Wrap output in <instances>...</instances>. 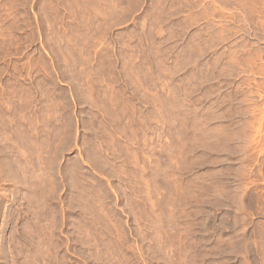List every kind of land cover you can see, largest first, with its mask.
Listing matches in <instances>:
<instances>
[{"label": "rangeland", "instance_id": "obj_1", "mask_svg": "<svg viewBox=\"0 0 264 264\" xmlns=\"http://www.w3.org/2000/svg\"><path fill=\"white\" fill-rule=\"evenodd\" d=\"M0 148V264H264V0H0Z\"/></svg>", "mask_w": 264, "mask_h": 264}, {"label": "bare ground", "instance_id": "obj_2", "mask_svg": "<svg viewBox=\"0 0 264 264\" xmlns=\"http://www.w3.org/2000/svg\"><path fill=\"white\" fill-rule=\"evenodd\" d=\"M6 32H7V31H6ZM6 35H7V34H6ZM9 80H10V79H9ZM8 102H9V101H8ZM1 106H2V104H1ZM5 106H6V105H5ZM12 108H13V107H12ZM6 110H7V109H6ZM6 112H7V111H6ZM3 113H4V112H3ZM8 113H9V112H8ZM1 114H2V113H1ZM9 115H10V114H9ZM12 116H13V115H12ZM12 119H13V118H12ZM6 126H7V125H6ZM1 147H2V145H1ZM16 147H17V146H16ZM16 147H15V148H16ZM28 147H29V145H28ZM9 148H10V147H9ZM17 149H18V148H17ZM0 150H1V148H0ZM0 152H1V151H0ZM4 152H5V151H4ZM4 152H3V153H4ZM3 155H4V154H3ZM8 164H10V163H8ZM11 164H12V162H11ZM13 166H14V165H13ZM9 168H10V167H9ZM11 169H12V168H11ZM8 172H9V171H8ZM8 172H7V173H8Z\"/></svg>", "mask_w": 264, "mask_h": 264}]
</instances>
